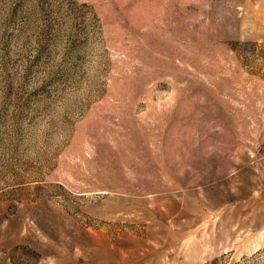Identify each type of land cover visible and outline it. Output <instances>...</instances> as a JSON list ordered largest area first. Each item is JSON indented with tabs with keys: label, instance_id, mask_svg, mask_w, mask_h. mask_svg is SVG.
<instances>
[{
	"label": "rangeland",
	"instance_id": "374dc122",
	"mask_svg": "<svg viewBox=\"0 0 264 264\" xmlns=\"http://www.w3.org/2000/svg\"><path fill=\"white\" fill-rule=\"evenodd\" d=\"M0 264H264V0H0Z\"/></svg>",
	"mask_w": 264,
	"mask_h": 264
}]
</instances>
